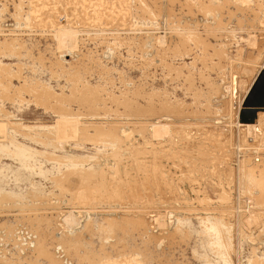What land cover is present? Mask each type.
Returning a JSON list of instances; mask_svg holds the SVG:
<instances>
[{"label": "rangeland", "instance_id": "1", "mask_svg": "<svg viewBox=\"0 0 264 264\" xmlns=\"http://www.w3.org/2000/svg\"><path fill=\"white\" fill-rule=\"evenodd\" d=\"M173 1L0 0V264H264V0Z\"/></svg>", "mask_w": 264, "mask_h": 264}, {"label": "bare ground", "instance_id": "2", "mask_svg": "<svg viewBox=\"0 0 264 264\" xmlns=\"http://www.w3.org/2000/svg\"><path fill=\"white\" fill-rule=\"evenodd\" d=\"M141 1V0H140ZM172 1L173 0H171V3H172ZM143 2V1H142ZM174 2V1H173ZM210 2V1H209ZM218 2V1H217ZM226 2V1H225ZM189 3V2H188ZM190 3H191V0H190ZM203 3V2H202ZM19 4V3H18ZM179 4H180V2H179ZM212 4V3H211ZM218 4V3H217ZM30 5V4H29ZM186 5V4H185ZM193 5V4H192ZM192 5H191V7H192ZM203 5V4H202ZM205 6V5H204ZM207 6V5H206ZM225 6V5H224ZM40 7V6H39ZM182 7V6H181ZM184 7H186V6H184ZM195 7V6H194ZM129 8V7H128ZM210 8V7H209ZM216 8V7H215ZM16 9V8H15ZM142 9H143V7H142ZM186 9H187V7H186ZM189 9H190V7H189ZM201 9V8H200ZM219 9V8H218ZM224 9V8H223ZM222 9V10H223ZM227 9H228V7H227ZM147 10V9H146ZM168 10H170V8L168 9ZM207 10V9H206ZM213 10V9H212ZM216 10V9H215ZM220 10H221V7H220ZM41 10H39V12H40ZM115 11V10H114ZM154 11V10H153ZM202 11H204V10H202ZM214 11V10H213ZM42 12V11H41ZM146 12V11H145ZM149 12V11H148ZM168 12H170V11H168ZM171 12H173V11H171ZM170 12V13H171ZM192 12V10H190V13ZM215 12V11H214ZM213 12V13H214ZM22 13V12H21ZM189 13V14H190ZM193 13V12H192ZM192 13H191V15H192ZM205 14V13H204ZM203 14V15H204ZM212 14V13H211ZM259 14V13H258ZM15 15V14H14ZM175 15V14H174ZM213 15V17H214V14H212ZM149 16H150V14H149ZM156 16V15H155ZM170 16V15H169ZM193 16V15H192ZM191 16V17H192ZM221 14H220V18H221ZM224 16V15H223ZM42 17V16H41ZM205 17H206V15H205ZM154 18V17H153ZM181 18V17H180ZM208 18V17H207ZM215 18V17H214ZM20 19H21V17H20ZM157 19V18H156ZM176 19V18H175ZM216 19V18H215ZM231 19V18H230ZM178 20V19H177ZM197 20V19H196ZM220 20H222V18L220 19ZM219 20V22H221ZM172 21V20H171ZM180 20H178L177 21V23L179 22ZM185 21V20H184ZM35 22V21H34ZM173 23V22H172ZM186 23V22H185ZM222 23V22H221ZM180 24V23H179ZM223 24V23H222ZM173 25V24H172ZM176 25V24H175ZM189 25V24H188ZM187 25V26H188ZM182 26H184V25H182ZM32 28V27H31ZM173 31H174V29H173ZM250 31V30H249ZM191 32V31H190ZM232 32V31H231ZM174 33V32H173ZM179 33V32H178ZM184 33V32H183ZM40 34V33H39ZM176 34V33H175ZM190 34V33H189ZM196 34V33H195ZM225 34H226V32H225ZM62 35V34H61ZM90 35V34H89ZM179 35V34H178ZM183 34L181 33V36H182ZM200 35V34H199ZM251 35V34H250ZM105 36V35H104ZM171 36V35H170ZM180 36V37H181ZM116 37V36H115ZM199 37V36H198ZM201 37V36H200ZM185 38V37H184ZM46 39V38H45ZM68 39H71L72 40V37L71 36H68L67 37V40ZM192 39V38H191ZM171 40V39H170ZM187 40V39H186ZM201 40H202V38H201ZM248 41V40H247ZM250 41H251V39H250ZM61 42V41H60ZM72 42H73V40H72ZM123 42V41H122ZM170 42V41H169ZM179 42V41H178ZM121 43V42H120ZM175 43V42H174ZM197 43V42H196ZM202 43H203V41H202ZM176 44V43H175ZM209 44V43H208ZM98 45V44H97ZM196 45V44H195ZM220 45V44H219ZM144 46V45H143ZM167 46V45H166ZM175 46V45H174ZM178 46V45H177ZM207 46V45H206ZM129 47V46H128ZM208 47V46H207ZM256 47V46H255ZM140 48V47H139ZM113 49V48H112ZM143 49V48H142ZM177 49V48H176ZM182 49H184L183 47H182ZM218 49L219 48H217V50H216V52L218 51ZM223 50V49H222ZM112 51V50H111ZM166 51V50H165ZM173 52H174V50H172ZM224 51V50H223ZM170 52V51H169ZM184 52H186V51H184ZM112 53H114V52H112ZM219 53V52H218ZM165 54V53H164ZM178 54H179V52H178ZM19 55V54H18ZM221 55V54H220ZM166 56V55H165ZM213 56V55H212ZM223 56V55H222ZM154 57V56H153ZM203 57V56H202ZM224 57V56H223ZM160 58V57H159ZM218 58H219V56H218ZM118 59V58H117ZM143 59H144V57H143ZM220 59H222V57H220ZM153 61V60H152ZM160 61V60H159ZM220 61V60H219ZM141 62V61H140ZM195 62V61H194ZM201 62V61H200ZM214 64V63H213ZM220 65V64H219ZM17 66V65H16ZM74 66V65H73ZM86 66V65H85ZM165 66V65H164ZM222 66V65H221ZM208 67V66H207ZM21 68V67H20ZM170 68V67H169ZM187 68V67H186ZM6 69L7 68H5V71H6ZM174 69V68H173ZM262 69H264V66H262L261 67V69L258 71V73L262 70ZM214 70V69H213ZM21 71V70H20ZM174 71V70H173ZM258 73L256 74V76H255V78H254V81H255V79H256V77H257V75H258ZM179 74V73H178ZM224 74V73H223ZM180 75V74H179ZM201 75V74H200ZM6 76V75H5ZM70 77V76H69ZM78 77V76H77ZM9 78V77H8ZM11 80V79H10ZM71 80H72V78H71ZM237 79H236V77H234L233 75L230 77V84H229V86H230V92H231V95H233L235 92V88H236V86H237V81H236ZM79 81V80H78ZM254 81L252 82V84L254 83ZM189 82V81H188ZM184 83H185V81H184ZM191 83V82H190ZM252 84L249 86V88H248V92H249V90H250V88H251V86H252ZM189 85V84H188ZM3 86V85H2ZM11 86V85H10ZM91 87V86H90ZM140 87V86H139ZM27 88V87H26ZM88 89V88H87ZM86 89V90H87ZM93 89V88H92ZM91 89V90H92ZM77 90V89H76ZM197 90V89H196ZM218 90V89H217ZM3 91V90H2ZM20 91H21V89H20ZM24 91H25V89H24ZM89 91H90V89H89ZM215 91V90H214ZM1 92V91H0ZM27 92V91H26ZM78 92H79V90H78ZM98 92V91H97ZM199 92V91H198ZM102 93H103V91H102ZM158 93V92H157ZM38 94V93H37ZM42 94V93H41ZM83 94V93H82ZM96 94V93H95ZM108 94V93H107ZM123 94V93H122ZM159 94V93H158ZM196 94V93H195ZM209 94V93H208ZM248 93H246V95H247ZM7 95V94H6ZM64 95V94H63ZM80 95V94H79ZM9 96V95H8ZM55 96V95H54ZM74 96H75V94H74ZM91 96V95H90ZM93 96V95H92ZM216 96V95H215ZM65 97V96H64ZM117 97V96H116ZM150 97V96H149ZM60 98V97H59ZM67 98V97H66ZM88 98V97H87ZM96 98V97H95ZM119 98V97H118ZM210 98V97H209ZM245 98V97H244ZM244 98L242 99V100H240V102L238 103V112H239V109L241 108V104H242V102H243V100H244ZM55 99V98H54ZM70 99V98H69ZM68 99V100H69ZM81 99V98H80ZM85 99V98H84ZM65 100V99H64ZM71 100V99H70ZM83 100V99H82ZM93 100H95V99H93ZM99 100H100V98H99ZM102 100V99H101ZM107 100H109V99H107ZM113 100V99H112ZM128 100V99H127ZM59 101V100H58ZM63 101V100H62ZM96 101V100H95ZM103 101V100H102ZM125 101H126V98H125ZM125 101H124V103H125ZM167 101V100H166ZM47 102V101H46ZM59 102H61V101H59ZM65 102V101H64ZM70 102V101H69ZM75 102V101H74ZM82 102V101H81ZM88 102H89V100H88ZM114 102V101H113ZM128 102V101H127ZM126 102V103H127ZM38 103H39V101H38ZM45 103V102H44ZM95 103V102H94ZM120 103H121V101H120ZM61 104V103H60ZM164 104V103H163ZM81 105V104H80ZM161 105V104H160ZM44 106H46L45 104H44ZM51 106V105H50ZM52 106H53V104H52ZM56 106H58V105H56ZM62 106V105H61ZM125 106V105H124ZM153 106V105H152ZM164 106V105H163ZM179 106V105H178ZM93 107H94V105H93ZM130 107V106H129ZM180 107H181V105H180ZM55 108V107H54ZM58 108H59V106H58ZM117 108V107H116ZM141 108H143V107H141ZM60 109V108H59ZM97 109V108H96ZM107 109V108H106ZM115 109V108H114ZM132 109V108H131ZM154 109V108H153ZM159 109V108H158ZM168 109V108H167ZM170 109H172V108H170ZM174 109V108H173ZM60 110H62V109H60ZM105 110V109H104ZM137 110V109H136ZM140 110V109H139ZM59 111V110H58ZM97 111H99V110H97ZM113 111H115V110H113ZM124 111V110H123ZM138 111V110H137ZM149 111V110H148ZM151 111V110H150ZM154 111V110H153ZM170 111V110H169ZM56 112H57V110H56ZM55 112V113H56ZM63 112V111H62ZM110 112V111H109ZM131 112V111H130ZM146 112V111H145ZM167 112V111H166ZM91 113V112H90ZM104 113H105V111H104ZM125 113V112H124ZM137 113V112H136ZM154 113V112H153ZM187 113V112H186ZM99 114V113H98ZM147 114H148V112H147ZM150 114V113H149ZM178 114V113H177ZM189 114V113H188ZM12 115V114H11ZM181 115V114H180ZM67 116V115H66ZM236 116H238V114L236 113ZM152 117V116H151ZM237 118H235V120H236ZM238 120V119H237ZM236 120V123L237 124H235L240 130L242 129V132H243V134H244V137L246 138L247 136H248V132L249 131H254V133L256 134V135H258L257 137H260V136H262V137H264V110H261V111H258V113H257V118H256V120H255V122L254 123H241L239 120L237 121ZM99 128V127H98ZM56 129H58V128H56ZM96 129V128H95ZM102 129V128H101ZM81 130V129H80ZM85 130V129H84ZM99 130V129H98ZM6 131V128L5 127H3V126H0V135H3L2 133H4ZM102 132H104L103 130H101ZM100 131V132H101ZM94 132H95V130H94ZM36 133V132H35ZM241 133V132H240ZM99 135H102V134H99ZM94 137V136H93ZM96 137V136H95ZM93 139V138H92ZM18 144V143H17ZM27 149V148H26ZM29 160V159H28ZM27 160V161H28ZM75 162V161H74ZM27 165H28V163H27ZM26 165V166H27ZM264 167V166H263ZM32 168H34L35 169V167H32ZM38 168V167H37ZM40 169V168H39ZM264 169H260L259 170V173L261 172V171H263ZM65 174V173H64ZM259 175H261V174H259ZM264 175V174H263ZM262 175V176H263ZM20 182V181H19ZM6 195V194H5ZM14 195V194H13ZM10 196V195H9ZM33 196V195H32ZM11 197V196H10ZM10 199H13V197L12 198H9V200ZM15 199V198H14ZM7 201V200H6ZM37 221V220H36ZM38 228V227H37ZM209 228V227H208ZM211 228V227H210ZM209 228V229H210ZM209 231V230H208ZM218 238V237H217ZM218 241H219V239H218ZM215 242V241H214ZM220 242V241H219ZM218 245V244H217ZM89 256V255H88ZM45 258V257H44ZM49 260V259H48Z\"/></svg>", "mask_w": 264, "mask_h": 264}, {"label": "water", "instance_id": "3", "mask_svg": "<svg viewBox=\"0 0 264 264\" xmlns=\"http://www.w3.org/2000/svg\"><path fill=\"white\" fill-rule=\"evenodd\" d=\"M261 110H264V69L258 73L245 96L238 112V120L241 123H254Z\"/></svg>", "mask_w": 264, "mask_h": 264}]
</instances>
